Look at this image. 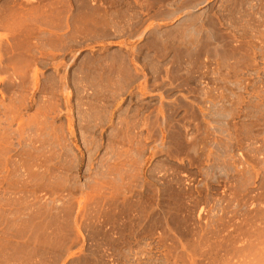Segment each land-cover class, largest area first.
<instances>
[{"label":"rangeland","instance_id":"1","mask_svg":"<svg viewBox=\"0 0 264 264\" xmlns=\"http://www.w3.org/2000/svg\"><path fill=\"white\" fill-rule=\"evenodd\" d=\"M0 264H264V0H0Z\"/></svg>","mask_w":264,"mask_h":264}]
</instances>
